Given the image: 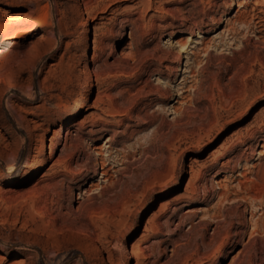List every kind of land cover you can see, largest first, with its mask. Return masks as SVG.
<instances>
[{
  "label": "rangeland",
  "instance_id": "374dc122",
  "mask_svg": "<svg viewBox=\"0 0 264 264\" xmlns=\"http://www.w3.org/2000/svg\"><path fill=\"white\" fill-rule=\"evenodd\" d=\"M260 1L0 0V264H264Z\"/></svg>",
  "mask_w": 264,
  "mask_h": 264
},
{
  "label": "bare ground",
  "instance_id": "6f19581e",
  "mask_svg": "<svg viewBox=\"0 0 264 264\" xmlns=\"http://www.w3.org/2000/svg\"><path fill=\"white\" fill-rule=\"evenodd\" d=\"M239 1V0H238ZM238 4V3H237ZM241 4V3H239ZM256 5L259 7V6H263L264 5V0L260 1V2H256ZM236 6V5H235ZM238 8L241 7L239 5H237ZM108 8V7H107ZM261 8V7H260ZM109 9V8H108ZM263 10H260L259 12L257 13H262ZM253 12V11H252ZM259 22L257 23V31L258 33L261 32L264 27V19L262 20L261 17L259 18ZM36 30V24L28 19H22V18H15V19H11L9 20L5 26H3L1 28V33H2V37L0 39V57L1 55L5 54L9 49H11L12 47L14 48V46H16L18 44V39L22 36V35H25V34H30L32 32H34ZM20 42V41H19ZM12 51V50H11ZM8 55V54H6ZM2 57H5V56H2ZM2 59V58H0ZM185 59V60H190L188 57H187V54L186 56H182V59L181 61ZM183 71V74H187L189 73V69L187 67H184L182 69ZM90 85V84H89ZM181 94V92H180ZM179 94V95H180ZM253 140H256V138H254ZM104 161V160H103ZM100 166H103L104 167V162H99L98 163ZM101 173H100V177H103L104 176V172H103V169L101 168ZM192 180V178H191ZM219 181H216L215 184L216 185H219ZM187 207V206H186ZM188 212H191L190 210H187L186 213ZM250 230H252L253 228H256L253 227V225H250ZM254 230V229H253ZM220 257H222V255H220ZM216 259V258H215Z\"/></svg>",
  "mask_w": 264,
  "mask_h": 264
}]
</instances>
